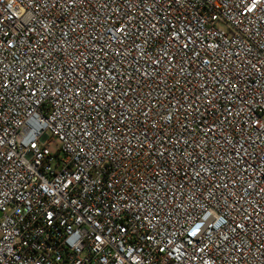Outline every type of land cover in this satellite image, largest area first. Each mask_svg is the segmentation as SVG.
I'll list each match as a JSON object with an SVG mask.
<instances>
[{"label":"built area","instance_id":"built-area-1","mask_svg":"<svg viewBox=\"0 0 264 264\" xmlns=\"http://www.w3.org/2000/svg\"><path fill=\"white\" fill-rule=\"evenodd\" d=\"M0 264H264V0H0Z\"/></svg>","mask_w":264,"mask_h":264}]
</instances>
